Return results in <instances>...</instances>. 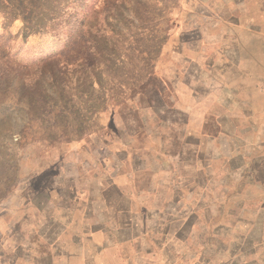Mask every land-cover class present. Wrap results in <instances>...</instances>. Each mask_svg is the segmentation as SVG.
<instances>
[{
    "label": "rangeland",
    "instance_id": "rangeland-1",
    "mask_svg": "<svg viewBox=\"0 0 264 264\" xmlns=\"http://www.w3.org/2000/svg\"><path fill=\"white\" fill-rule=\"evenodd\" d=\"M227 53L264 0H0V264H264L246 121L196 108Z\"/></svg>",
    "mask_w": 264,
    "mask_h": 264
},
{
    "label": "crops",
    "instance_id": "crops-1",
    "mask_svg": "<svg viewBox=\"0 0 264 264\" xmlns=\"http://www.w3.org/2000/svg\"><path fill=\"white\" fill-rule=\"evenodd\" d=\"M231 56V53L224 54L220 63L215 64L213 79H208L213 85L207 87L205 94L197 93L196 108L200 119H212L220 129L224 127V121L229 124L237 119L246 121L245 129L252 142L248 147L250 150L245 149L244 186L261 192H258L260 199L252 201L253 198H249L251 203L247 205L257 211L264 209L258 207L264 201V66L259 65L261 72L254 74L251 67L240 66ZM18 251L19 255H12L7 260L9 264H27L30 260L22 244L18 246Z\"/></svg>",
    "mask_w": 264,
    "mask_h": 264
}]
</instances>
